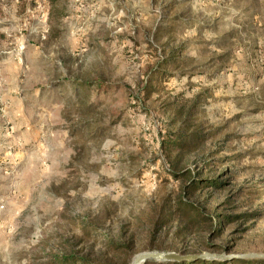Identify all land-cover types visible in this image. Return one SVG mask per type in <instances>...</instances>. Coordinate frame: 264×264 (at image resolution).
Returning a JSON list of instances; mask_svg holds the SVG:
<instances>
[{"label":"rangeland","instance_id":"1","mask_svg":"<svg viewBox=\"0 0 264 264\" xmlns=\"http://www.w3.org/2000/svg\"><path fill=\"white\" fill-rule=\"evenodd\" d=\"M143 251L264 253V0H0V264Z\"/></svg>","mask_w":264,"mask_h":264},{"label":"water","instance_id":"2","mask_svg":"<svg viewBox=\"0 0 264 264\" xmlns=\"http://www.w3.org/2000/svg\"><path fill=\"white\" fill-rule=\"evenodd\" d=\"M199 259L206 260H219V261H231L233 259H264V253H243L233 256H227L225 254L215 252H201V253H177L166 251H143L136 254L131 264H144L146 261H172L175 263H185L189 261H195Z\"/></svg>","mask_w":264,"mask_h":264},{"label":"trees","instance_id":"3","mask_svg":"<svg viewBox=\"0 0 264 264\" xmlns=\"http://www.w3.org/2000/svg\"><path fill=\"white\" fill-rule=\"evenodd\" d=\"M177 134L178 135L174 141V145L178 146L179 148H182L184 145H186L189 142L198 141L200 138L199 135L197 134H187L181 131H179ZM180 208L185 214L188 213L189 209L187 206L181 205ZM81 261L84 262L83 264H92V263H89L90 261H86L85 259H82ZM147 262L149 261H146V263ZM155 262L157 264H264V259H233L227 262L219 261V260H206V259H199V260L189 261L185 263H175L172 261H155Z\"/></svg>","mask_w":264,"mask_h":264}]
</instances>
